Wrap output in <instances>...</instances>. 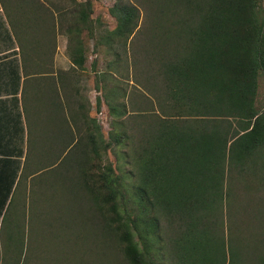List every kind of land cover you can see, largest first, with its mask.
<instances>
[{
  "label": "trees",
  "instance_id": "obj_1",
  "mask_svg": "<svg viewBox=\"0 0 264 264\" xmlns=\"http://www.w3.org/2000/svg\"><path fill=\"white\" fill-rule=\"evenodd\" d=\"M134 2L114 1L107 12L115 27L101 33L98 39L110 50H116L115 46L125 49L138 32L143 43L142 61L155 65L148 83L154 100L150 99V108L149 101L143 106L131 99V104L142 112L138 124L141 132L132 137L111 132L105 142L97 121L89 119L85 137L78 138L72 149L55 159L27 150L17 186L20 187L22 176L30 177L29 205L34 220L40 200L50 199L53 203H46L48 212L44 215L51 212L56 216L60 196L70 203L78 187L79 195L84 192L81 203L86 202L92 213L106 217L128 264H146L152 241L160 239V216L183 223L189 220L177 239L178 252L193 259V264L198 258L202 264H218L217 248H210L212 236L203 228L198 229L201 217L196 215L203 208L210 210L225 202L224 178L218 177L217 172L223 173L221 165L227 158L229 170L234 163L243 168L248 163L252 165L257 150L264 177V108L255 107L257 78L264 73V0ZM137 4L146 13V26L140 30ZM77 8L78 46L76 57L74 51L71 57L84 70L83 35L86 32L87 38L97 39V19L93 17L91 0L78 2ZM114 54L118 56L117 51ZM111 63L114 65L109 62L108 69ZM108 111L117 118L127 113L124 102L121 106L109 105ZM232 122L238 128L230 132ZM120 125L115 118L112 130ZM123 140L133 147L135 157L136 174L127 172L135 179V209H129L124 200L120 205L123 183L112 166L97 163L101 149L106 152L110 142L118 145ZM62 155V161L57 162ZM262 177L260 184L264 183ZM254 207L259 219L257 228L264 234V198L256 203L254 200ZM232 239L229 233L230 244L228 236L227 242L221 240L220 264H264L263 239H255L254 246L238 237ZM10 243L0 242V264L22 262L23 243L15 255ZM205 243L209 244L208 250Z\"/></svg>",
  "mask_w": 264,
  "mask_h": 264
},
{
  "label": "crops",
  "instance_id": "obj_2",
  "mask_svg": "<svg viewBox=\"0 0 264 264\" xmlns=\"http://www.w3.org/2000/svg\"><path fill=\"white\" fill-rule=\"evenodd\" d=\"M78 2L0 0V242L10 241L14 255L29 223L30 177L22 176L17 186L27 150L55 159L78 142L90 113L105 106L102 92L109 72L103 66V43L85 52L84 70L71 57L78 46ZM257 84L255 107L262 109L264 73ZM237 128L232 122L230 132ZM257 153L246 168L234 163L231 175L264 193Z\"/></svg>",
  "mask_w": 264,
  "mask_h": 264
},
{
  "label": "rangeland",
  "instance_id": "obj_3",
  "mask_svg": "<svg viewBox=\"0 0 264 264\" xmlns=\"http://www.w3.org/2000/svg\"><path fill=\"white\" fill-rule=\"evenodd\" d=\"M78 1L83 2L85 0ZM114 1L91 0L94 4L93 17L97 19V25L94 29L97 39L91 40L86 37V32L84 33L86 55L90 54L94 44L99 43L101 38L98 39V36L101 33L108 32V30H112L115 27L114 20L107 12ZM129 1L135 3V0ZM137 7L140 12V30L143 26H146V13L141 5L137 4ZM137 34L138 32L133 38L129 39L125 49L115 46L116 50H110L107 46H104L103 66L104 70L109 72L108 80L104 84L102 92L105 106L102 109L100 106L96 107L89 116L91 119H95L102 129L105 142H108V136L111 132H116L120 136L126 134L129 137L137 136L141 132L138 124L142 120L140 118L142 112H139V109H136L133 103L131 104V99L138 103L142 102L143 106L146 101H149L147 108H150V99L154 102L148 91V83L152 81L154 76L155 65L151 62L142 61L140 51L143 48V43L140 41V39L142 40L141 36H137ZM116 51L118 56L114 54ZM133 60H138V62L135 63ZM109 62H114V65L111 63L112 66L108 69L107 64ZM261 94H263V89L261 90L260 88L259 95L261 96ZM123 102L127 109L126 115H118L119 117L117 118L109 113V105L121 106ZM258 104L262 105L260 102ZM146 113L149 114L148 112ZM115 118L120 121L121 125L116 126L112 130ZM85 134L84 128H80L78 138H84ZM110 144L111 146L106 152L101 149L97 163L103 165V167L108 164L112 166L114 174L119 177L120 183H123V187L120 190L119 203L122 205L124 200L130 209L134 206L133 202H135V194L132 189L134 188L132 185L135 184V179L130 178L127 172L130 171L136 174V171L133 170L135 164V157L132 153L133 147L126 145L125 140L118 145L114 142H110ZM100 145L102 146L103 144ZM62 157L63 155L56 161H62ZM75 165L77 167V164ZM221 166L223 173L220 174L218 171L216 175L218 177L222 175L224 178V204L218 206L217 203L214 208L210 210L203 208L196 214L201 217L197 222L198 229L203 228L204 231H207V235L210 234L212 236L210 238L212 239L210 248L214 250L217 248L216 262L218 264H220L221 259V240L223 238L227 242L228 236L230 244L229 233L233 239L238 237L246 241L247 244L250 243L251 246L256 244L257 241L255 242V239L258 241L264 240L262 230L257 228L259 219L257 214H255L254 207V200L256 203L259 198H264V193L261 192L262 188H255V183H246L249 186V196L246 198L244 193V190L247 189L245 188L246 184H244V181L236 180L231 175V170L228 169V158ZM58 172L61 173V169ZM73 178H76V174H74ZM64 181L65 179L63 178ZM75 184L76 180H74V187ZM58 188L61 189L60 186ZM48 193L51 194L50 190H48ZM82 193L84 192L80 191L79 195L78 187H76L74 199L70 203L64 196H60L57 203L59 211L58 214L55 212L56 216L51 212L44 215L48 212L46 203H53L50 202V199L39 201L36 207L37 220L33 219L34 215L29 205V213H27L26 219L28 221L29 218V223L27 228L26 225L23 228V256L20 264H128L123 256L117 237L108 226L106 217H101V214L96 213V211L95 214L92 213L88 209L86 202L81 203ZM229 201L230 206L228 208ZM88 203L91 205L90 202ZM243 209H245L244 214L242 213ZM229 211L230 213L232 212L230 214V224ZM129 212L132 211L129 210ZM43 220L45 221L44 223ZM188 223L189 220L186 219L183 223L179 222L177 218L170 220L165 216H160V239L152 241L146 264H193V259L185 257V254L182 255V251L178 252L176 248L177 239L184 232L182 228ZM178 224L180 225L178 226ZM205 247L208 250L209 244L205 243ZM33 255L36 256V260ZM197 264H202L199 258Z\"/></svg>",
  "mask_w": 264,
  "mask_h": 264
}]
</instances>
